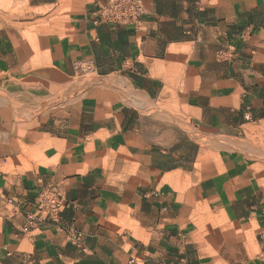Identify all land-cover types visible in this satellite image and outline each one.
<instances>
[{
    "label": "crops",
    "instance_id": "crops-1",
    "mask_svg": "<svg viewBox=\"0 0 264 264\" xmlns=\"http://www.w3.org/2000/svg\"><path fill=\"white\" fill-rule=\"evenodd\" d=\"M8 1L29 21L0 33V84L45 107L0 112V264H264V0H145L134 26L96 25L98 0ZM51 190L67 209L30 224ZM200 203L261 254L215 253Z\"/></svg>",
    "mask_w": 264,
    "mask_h": 264
},
{
    "label": "rangeland",
    "instance_id": "rangeland-1",
    "mask_svg": "<svg viewBox=\"0 0 264 264\" xmlns=\"http://www.w3.org/2000/svg\"><path fill=\"white\" fill-rule=\"evenodd\" d=\"M27 11L26 5L0 0V33L11 32L20 23L29 21ZM46 13V11H41L37 16L43 17ZM44 27L47 26L44 25ZM93 81V76L86 79L87 84H91ZM73 86L74 84L69 88H74ZM31 89L32 85L29 84L22 87L12 82H6L5 85L0 84V112H9L11 116H17L22 120L37 117L43 112L45 102L34 98L35 93ZM27 90L31 92L29 93ZM20 92L25 94L20 95ZM62 100L65 101V97ZM251 149L253 152L251 159L257 164L255 169L262 172L259 184L264 193V133H259L254 137ZM198 208L200 211L196 214V228L201 230L202 235L213 245L214 252L219 256L227 253L232 256L240 255V251L247 250L248 260L261 254L262 247L253 239L252 233L242 232L240 228L232 226L226 215L218 216L215 213L204 211L202 203ZM242 262L245 263L246 260Z\"/></svg>",
    "mask_w": 264,
    "mask_h": 264
},
{
    "label": "built area",
    "instance_id": "built-area-1",
    "mask_svg": "<svg viewBox=\"0 0 264 264\" xmlns=\"http://www.w3.org/2000/svg\"><path fill=\"white\" fill-rule=\"evenodd\" d=\"M145 0H98L96 2L95 24L134 26L145 13ZM68 204L55 191H44L40 194L36 212L28 217L29 223L43 219H55L61 216ZM69 243L83 248V233L70 229L67 232Z\"/></svg>",
    "mask_w": 264,
    "mask_h": 264
}]
</instances>
